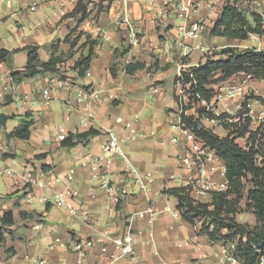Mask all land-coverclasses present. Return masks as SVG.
Returning <instances> with one entry per match:
<instances>
[{
	"label": "crops",
	"instance_id": "0c3cea01",
	"mask_svg": "<svg viewBox=\"0 0 264 264\" xmlns=\"http://www.w3.org/2000/svg\"><path fill=\"white\" fill-rule=\"evenodd\" d=\"M77 1L0 0V49L16 50L0 61V215L11 211L14 219L2 228L0 264H31L36 257L45 264H243L226 257L223 240L210 241L198 233L200 220L195 226L184 220L176 208L178 198L164 189L186 186L191 177L176 159L184 137L179 127L178 70H188L208 58L225 59L224 50L229 48L264 52V34H250L246 39L211 35L227 0H186L196 2V18L203 25L196 38L180 34L177 26L182 21L172 11L168 23H159L145 0H130L126 14L140 38L138 45L130 46L115 24L123 11L118 2L101 5L99 12L86 5L88 16L78 22L79 14L66 16ZM239 8L247 14L259 13L264 22L262 0L241 2ZM87 36L95 41L93 54L89 68L79 75L74 64L88 53ZM76 37L71 46L70 40ZM28 46H36L40 61L51 56L63 60L56 71L25 73ZM14 71L20 74L12 76ZM235 86L242 88L241 93L231 94ZM206 87L215 92L207 103L214 114L234 113L247 96L264 98V79L244 72ZM84 92L87 98L80 101ZM248 106L250 128L255 129L264 118V103L249 98ZM186 114L197 117L193 108ZM117 117L123 122H116ZM23 120L31 121L28 138L10 135ZM205 120L211 121H201ZM125 121L133 122L141 135L124 140L129 134ZM58 127L64 128L65 138L90 129L98 133L66 147L56 138ZM111 134L118 139L124 158L98 161ZM212 164L215 171L209 181L215 190L227 181L224 161ZM55 175L60 181H54ZM136 177L144 189L135 183ZM29 179L43 185H31ZM67 188L76 192L73 201L66 198L76 214L40 200L42 196L52 199ZM190 196L204 203L211 200L209 191H190ZM245 206L246 199L240 203L236 220L245 223L248 216L253 225L255 217L244 213ZM149 208L150 213L146 212ZM140 212H146L145 216L140 217ZM127 230L133 233V257L112 261L110 255L116 250L110 245L104 253L96 245L85 256L75 250L79 240L101 233L115 237ZM236 242L237 238L228 246Z\"/></svg>",
	"mask_w": 264,
	"mask_h": 264
},
{
	"label": "trees",
	"instance_id": "16d2710c",
	"mask_svg": "<svg viewBox=\"0 0 264 264\" xmlns=\"http://www.w3.org/2000/svg\"><path fill=\"white\" fill-rule=\"evenodd\" d=\"M236 1H226L221 14L210 29V34L236 39H246L250 34H264V22L261 15L255 11H250L248 14L243 12L235 5ZM100 10L101 7L98 11ZM77 14H79L78 22L88 16L86 5L82 0H78L73 11L66 16ZM74 30L72 29L70 34ZM78 37L73 40L66 38V40H70L71 46H74ZM86 38L85 43L89 44L88 53L81 56L74 64L79 75H84L89 68L93 54L95 41L90 40L89 36ZM26 49L28 54L24 72L31 75L56 71L57 65L63 60L60 56H51L47 61H40L36 46H28ZM15 51L0 49V61L6 60ZM224 52L226 53L225 59L208 58L204 64L190 67L182 73L180 81L183 84L192 82L190 89H187V93L191 92L192 94H190L191 99L187 107L180 105V109H182L180 117L181 123L191 128L207 145L215 149L217 155L224 161L227 188L224 191H211V200L207 203L193 199L190 196L189 185L164 189V192L178 198L176 208L184 220L194 226L197 220L201 221L198 233L205 234L210 241L223 240L225 246L237 238V242L231 249V255L240 259L243 264H256L264 256V119L255 129L250 128L251 117L247 100L253 98L264 103V98L253 95L246 97L240 109L232 115L226 112L214 114L202 106L196 110L197 117L184 113V110L190 108L192 102L202 99L207 103L210 102L215 93L213 89L206 87L210 82L224 80L237 72H244L251 78L264 79L263 51L247 48L234 52L229 48ZM218 71L222 75L216 80L210 79L211 75ZM16 74H20V72L11 73L12 76ZM177 80H179L178 77H176ZM194 80L196 84H193ZM195 93H198L200 98H197ZM177 100L179 101L178 96ZM203 118L224 121L222 125L228 130L227 135L220 136L205 127L201 121ZM235 118L236 121H229ZM30 123L31 121L23 120L10 135L27 139ZM97 133V130L90 129L83 133L70 134L61 141V145L72 147ZM238 138H244L245 146H241L237 142ZM4 155L9 156L8 153ZM247 185H250L248 189H246ZM244 199H246V211L252 212L255 217L254 226L236 220L235 216L240 211V203ZM13 222L11 211H3L0 215V242L3 241L2 228L12 225ZM223 230H226L227 233L223 234Z\"/></svg>",
	"mask_w": 264,
	"mask_h": 264
},
{
	"label": "built area",
	"instance_id": "2783aa9c",
	"mask_svg": "<svg viewBox=\"0 0 264 264\" xmlns=\"http://www.w3.org/2000/svg\"><path fill=\"white\" fill-rule=\"evenodd\" d=\"M6 1L10 2L11 0H6ZM114 1L118 2L121 5L122 10H123L121 16L116 20L115 24L118 27H121L123 36L125 40H127L130 46L138 45L140 42L138 32L136 30L134 23L129 19L128 15L126 14L130 0H114ZM246 1H251V0H237L235 2V5L239 7L241 2H246ZM262 1L264 2V0ZM145 2L154 9L156 19L159 21V23H168V13L169 11H172L175 15V18L182 21V23L178 25L177 27H178L180 34L183 37L196 38L197 33L203 29L201 20H198L196 18L197 4L194 1L145 0ZM260 11H261L260 13L264 15V9ZM197 47L200 48L202 51H204L202 47H199V46ZM184 71H187V70H184ZM184 71L179 69L176 75V77L179 78V80H177V83L181 87L179 94H182L178 96L179 97L178 102H179V105L187 107L191 99L190 94H192L191 92L187 93V89H190L192 82L183 84L180 81V78H182V73ZM190 76L192 77V75ZM193 84H196L195 80L193 81ZM241 90H242L241 87L235 86L234 89L231 90V94L241 93ZM195 96L197 98H200L198 93H195ZM247 97H250V96H247ZM86 98H87L86 92H84L83 94H80L78 97L80 101H85ZM247 103H248V100H247ZM196 104H198L197 107L202 106V107H205L206 110H209V106L207 105V102L203 99L197 102H192L190 108H193ZM241 104H240V107H241ZM187 110L188 109L184 110L185 114ZM181 112H182V109H180V113ZM229 114H233V113H229ZM88 116H92V113L89 112ZM249 116H250V108H249ZM263 119H261V121ZM209 120H211L212 122L217 121L215 119H209ZM116 122L122 123L123 121L121 117H117ZM133 124L134 123L130 121H125L123 123L125 130L129 131V134H127L124 137V140L135 139L137 136L141 135V133H139L138 131L134 129ZM179 127L184 137L182 141V153L178 154L176 156V159L181 163V165L184 168H186L191 173V177L189 178V182L187 183V185H189L191 188L190 191H194L196 193H204L208 191L209 192L219 191V190L224 191L223 188H225L226 190L227 184L218 186L215 190H212L213 185L209 181V176L215 171V166L212 163L217 162L221 159L217 155L215 149L207 145L205 141H203L200 137H198L191 128H188L187 126H185V124L181 123V121L179 123ZM65 134L66 133L63 127L57 128L56 138L58 140H63L66 136ZM171 141L175 143L178 142L177 138H172ZM113 156H121L124 158L121 150L118 147V139L115 136H112L111 139H109L105 143V145L103 146V156L99 157L98 161L105 160L107 163H110ZM53 179L56 182L60 181V177L58 175H55ZM67 179L71 180L72 176L67 175ZM28 182L31 185L33 184H37L40 186L43 185V183L37 179H31V180L29 179ZM138 182H139V187L141 189H144L145 185L140 182L139 177H136L135 183H138ZM120 193L121 195H125L127 192L124 188H121ZM75 195H76V192L73 189L67 188L63 193L56 194L55 197L52 199L42 196L40 200L43 202H52L53 204H56L58 206L65 207L72 214H76L77 211L75 207L72 205V203L66 200V198H69L70 201H73V199L75 198ZM151 211L152 209L149 208L146 212L150 213ZM145 213L140 212L138 215L140 217H144ZM174 214L178 215V212H175ZM96 245L100 246L101 253H104L109 245L112 246L116 250V253H113L110 255V259L112 261H116L121 258L133 257L135 253L133 233L130 230H127L122 235L115 236V237H112L108 235L107 233H101L97 235L96 237H88V238L79 240L76 242L75 250L81 256H85L87 255V253L92 251ZM232 248L233 246H225L224 251H225L226 257L235 262L238 259L234 258L231 255ZM263 257L264 256H262L260 258V261L257 262L256 264H264ZM78 263H80V261H78ZM31 264H45V261L42 258L36 257L31 260ZM56 264H72V263L61 262V263H56Z\"/></svg>",
	"mask_w": 264,
	"mask_h": 264
},
{
	"label": "rangeland",
	"instance_id": "374dc122",
	"mask_svg": "<svg viewBox=\"0 0 264 264\" xmlns=\"http://www.w3.org/2000/svg\"><path fill=\"white\" fill-rule=\"evenodd\" d=\"M111 0H83V4H85V5H87L88 7H93L94 9L95 8H100V7H102L101 5H106L107 3H109ZM103 3V4H102ZM98 5V6H97ZM96 12H99L98 10L96 11ZM96 12H95V16H96ZM234 52H238V51H234ZM208 57H210V55L208 56ZM224 58V57H223ZM213 60H217V58H214ZM205 63V62H204ZM203 63V64H204ZM200 65H202V64H200ZM218 73H221L220 71H218V72H215V73H213L212 75H211V77H210V79H212V80H216V79H218V78H212L213 76H215V75H217ZM221 75H222V73H221ZM179 95H182V94H178V96ZM252 96V95H251ZM250 96V97H251ZM197 105L198 104H196L194 107H193V110L196 112V109L197 108H199V107H197ZM200 105V104H199ZM201 106V105H200ZM239 109V108H238ZM237 111V110H236ZM236 111L234 112V113H236ZM197 113V112H196ZM233 113V114H234ZM232 115V114H231ZM203 119H205V118H203ZM236 121L237 119L235 118V119H230L229 121ZM252 121V120H251ZM261 121V120H260ZM203 123V125L205 126V127H207V128H209V129H211L213 132H215L216 134H218V135H220V136H225V135H227V133H228V130H226L224 127H223V125H222V123H224V121H220V120H217L216 122H211V121H207V120H205L204 122H202ZM251 124V123H250ZM259 124V123H258ZM237 142L241 145V146H245V141H244V138H238L237 139ZM250 187V185H247V187H246V189H248ZM239 213V212H238ZM244 213H250V214H252V212H250V211H246V209H245V212ZM237 215V214H236ZM253 215V214H252ZM236 217V216H235ZM250 218H248V216H246V218L244 219V222L246 223V224H249L248 223V221H251V220H249ZM256 223V222H255ZM250 226H254L255 224H253V225H251V224H249Z\"/></svg>",
	"mask_w": 264,
	"mask_h": 264
}]
</instances>
